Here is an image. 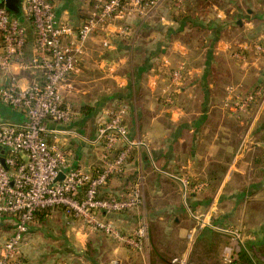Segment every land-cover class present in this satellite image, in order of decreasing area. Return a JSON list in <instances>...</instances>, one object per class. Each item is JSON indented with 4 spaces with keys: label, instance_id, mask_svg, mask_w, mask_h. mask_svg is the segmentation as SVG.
Listing matches in <instances>:
<instances>
[{
    "label": "crops",
    "instance_id": "obj_1",
    "mask_svg": "<svg viewBox=\"0 0 264 264\" xmlns=\"http://www.w3.org/2000/svg\"><path fill=\"white\" fill-rule=\"evenodd\" d=\"M217 1L202 21L208 29L202 30L198 43L185 39L195 29L188 26L180 31L174 21L191 0H164L145 18L110 21L105 32L89 38L81 66L68 81L71 90H63L65 102L79 115L71 128L88 140L60 136L74 168L91 172L102 164L104 144L97 141V135L104 113L110 108L124 107L129 138L150 147L151 157L144 148L135 149L126 173L111 178L102 189L105 197L125 195L143 178L144 205L106 217L127 235L147 222L149 236L143 249L135 251L92 231L70 219L63 208H55L44 221L36 219L34 223L43 226L52 213L60 214L53 226L60 233L52 231L51 236L56 244L62 243L59 248L56 244L50 246L51 252L40 255L39 261L31 256L32 243H24V264H173L175 259L195 264V243L188 240V234L198 225L195 216L200 221L223 225L221 218L229 216L234 208L231 194H221L233 192L237 179L248 177L253 169L264 178V111L253 122L251 116L239 118L225 105L230 86H240L244 93L264 86V60L256 63L253 58L254 45L264 38V0ZM53 2L58 19L76 28L83 25L92 10V0ZM124 25L130 27L127 36L119 34ZM26 27L25 58L31 62L36 56L35 32L29 22ZM106 41L109 46L104 45ZM236 50L248 55L247 64L232 58ZM181 64L187 68L186 80L174 87L170 75ZM13 75L20 86L42 80L39 73L25 69H16ZM8 81L0 72V86ZM88 107L94 110L85 114L84 108ZM0 122L22 124L25 114L0 101ZM246 134L251 138L249 145L259 147L257 164L255 154H251L256 148L252 146L236 159ZM152 161L163 172L186 176L194 183L204 182L207 187L184 201L180 184L156 171ZM3 228L10 234L8 239L15 231L14 219L2 218ZM68 242L72 245L67 247Z\"/></svg>",
    "mask_w": 264,
    "mask_h": 264
},
{
    "label": "built area",
    "instance_id": "obj_2",
    "mask_svg": "<svg viewBox=\"0 0 264 264\" xmlns=\"http://www.w3.org/2000/svg\"><path fill=\"white\" fill-rule=\"evenodd\" d=\"M163 1L92 0L91 13L80 28L58 19L53 0H21L20 17L5 6L0 7V72L9 79L0 86V101L25 114L22 124L0 122V146L4 151L0 158L5 161L4 166L0 160V220L15 219L14 233L0 247V264H24L22 247L29 225L39 211L55 208H63L70 219L82 222L92 231L101 232L135 251L143 249L149 236L147 222H142L136 231L127 235L106 219L109 215L133 211L144 205L143 178L140 177L125 195L105 197L102 189L111 178L126 173L129 157L135 149L144 148L151 157L150 147L144 141L129 138L124 107L110 108L104 113L97 135V141L104 144L102 164L91 172L74 168L60 144V136L88 140L71 128L79 115L65 102L63 90H71L68 81L78 72L90 37L105 32L114 19L145 18ZM26 22L35 32L36 56L31 62L25 58ZM129 33L127 25L119 32L121 36ZM104 45L109 46V41ZM232 57L242 64H247L249 59L240 50L234 51ZM253 58L256 63L264 60V38L254 45ZM16 69L39 73L42 80L20 86L13 75ZM186 76L187 68L181 64L171 73V84L180 87ZM225 105L239 118L251 116L254 122L264 111V86L245 93L240 86H230ZM248 136L246 134L241 141L236 159L246 152ZM152 166L180 184L184 201L203 193L207 187L204 182L194 183L186 176L163 172L153 161ZM195 219L198 225L188 234L191 244L208 225L213 230L230 234L234 246L228 248L227 253L239 255L240 235L237 232L214 227L210 221H200L198 216ZM173 264H184V261L175 259Z\"/></svg>",
    "mask_w": 264,
    "mask_h": 264
},
{
    "label": "rangeland",
    "instance_id": "obj_3",
    "mask_svg": "<svg viewBox=\"0 0 264 264\" xmlns=\"http://www.w3.org/2000/svg\"><path fill=\"white\" fill-rule=\"evenodd\" d=\"M209 2L210 4L218 3L217 0H209ZM200 36H202L201 33H196L194 41L196 42L197 39L200 38ZM243 138L244 137H242V139ZM250 139L251 138L249 135L248 140L250 141ZM248 146L256 148V150L251 151V154H255V163L257 164L258 160L256 159V155L259 152V147L257 145H249V143ZM259 172L260 171L257 172L256 169H253L252 173L248 174V177H239L235 183L236 186L233 192L226 191L221 194L225 197L228 196V194H231L230 199H232L234 208L229 216H223L225 218L220 217L222 219L223 225H215L210 221L211 225H213L214 227L233 230L237 232V234L240 235L241 243L239 242V247H241V252L243 250H247L254 264H264V178ZM252 182L254 183L253 187L251 186ZM246 187L248 188V193H246ZM252 188L254 189V191H252ZM222 203L225 202L222 201ZM228 206L231 205L228 204ZM222 214L220 213L219 216H221ZM59 216L60 214L52 213V218L43 226H39L38 223H34V221L29 225L28 232L25 235L24 243H28V245L32 243L33 249L31 251V256L36 257V260L39 259L40 255L45 254L46 252H51L52 248L50 246L56 244V242L53 241V237L51 235L52 231L56 232L57 234L60 233L58 230H56L58 228L53 227L57 223L58 220L56 219H58ZM9 218L10 217H8V219ZM4 229L6 228H3V230L0 229V247L4 244L5 240L10 235ZM205 229L212 230L218 236L216 241V243L218 244L217 253L215 254V252H212L210 253V255H207V259L205 258L207 261L216 259L219 264H231L230 261L234 260V257L235 260L238 258V255L233 256L227 253V249L234 246V242H232V236L230 234L221 232L219 229L213 230L208 225L205 227ZM197 240L198 238L194 242L195 245L193 249L197 247V244L200 241ZM60 243L62 242L56 244L58 248ZM208 243L211 245L210 242ZM71 245L72 244L68 242L67 247ZM79 245L81 244L79 243ZM24 255L26 256V254ZM24 255L22 257H24ZM107 263H109V261H107Z\"/></svg>",
    "mask_w": 264,
    "mask_h": 264
},
{
    "label": "trees",
    "instance_id": "obj_4",
    "mask_svg": "<svg viewBox=\"0 0 264 264\" xmlns=\"http://www.w3.org/2000/svg\"><path fill=\"white\" fill-rule=\"evenodd\" d=\"M210 6L211 4L209 0H191L189 4L186 3L183 6L178 15L174 16V21L179 24L180 31H184V29L188 26H190L192 29H195L194 33L186 34L185 39L189 43H193L196 33H201L202 35V30L208 29L205 28L204 25H202V21L210 13ZM0 7H4V5L0 3ZM201 40L202 38H198L196 43ZM93 110L94 109L89 107L84 108V113L87 114L89 112H92ZM49 212L50 210L39 211L35 216V220L37 219L39 221H44V219H46L49 215ZM201 234L202 236L199 239L200 241L198 242L197 247H195L194 250L196 252L194 253V258L198 256L195 260V264H219L216 259L209 261L206 260L207 255H210V253H217L218 244L216 243V241L218 236L210 229L204 230V232H201ZM208 242H210L211 245ZM233 264H254V262L252 261V258L250 257L248 251L243 250L241 253H239L238 258L234 260Z\"/></svg>",
    "mask_w": 264,
    "mask_h": 264
},
{
    "label": "water",
    "instance_id": "obj_5",
    "mask_svg": "<svg viewBox=\"0 0 264 264\" xmlns=\"http://www.w3.org/2000/svg\"><path fill=\"white\" fill-rule=\"evenodd\" d=\"M0 3L3 4L8 11L14 15L20 17L22 14V2L21 0H0ZM241 24V22H239ZM0 152L3 153L2 146H0ZM1 163L5 166L4 158H0ZM62 179V175L59 177V180Z\"/></svg>",
    "mask_w": 264,
    "mask_h": 264
}]
</instances>
